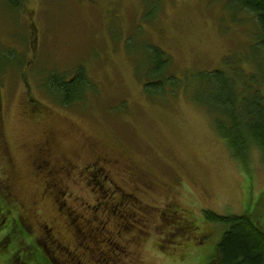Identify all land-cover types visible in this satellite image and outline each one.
Returning a JSON list of instances; mask_svg holds the SVG:
<instances>
[{
	"label": "rangeland",
	"instance_id": "rangeland-1",
	"mask_svg": "<svg viewBox=\"0 0 264 264\" xmlns=\"http://www.w3.org/2000/svg\"><path fill=\"white\" fill-rule=\"evenodd\" d=\"M16 2L0 0V190L14 199L20 230L39 243V260L221 264L227 227L203 210L249 215L264 228V153L249 144L245 163L234 159L214 115L194 98L204 74L254 70V16L235 0ZM152 45L192 88L147 95ZM79 71L84 98L62 105L51 85ZM44 141L50 158L37 157ZM105 155L120 162L101 174L95 167ZM185 214L193 222L184 233L176 227Z\"/></svg>",
	"mask_w": 264,
	"mask_h": 264
},
{
	"label": "trees",
	"instance_id": "trees-1",
	"mask_svg": "<svg viewBox=\"0 0 264 264\" xmlns=\"http://www.w3.org/2000/svg\"><path fill=\"white\" fill-rule=\"evenodd\" d=\"M7 1H12V6L18 4L16 0ZM235 4L242 11L254 16L258 26L256 38L248 45L251 51L250 53L248 51L247 63H251L254 70L248 73L244 66L236 65L228 71L230 73L227 69H219L204 74L206 78L198 79L196 82L195 89L200 88L194 98L201 102L212 116L214 115L217 133L224 139L232 157L244 164L249 144L257 145L264 153V0H235ZM145 55L149 71L145 75L143 88L147 95L164 94L166 85L191 86L188 83L184 84L182 78H177L171 72L170 56L161 46H150V52ZM81 71L69 81L60 80L52 83L54 92L59 93L57 101L62 105L69 107L72 102L84 98L83 94L87 91L88 85ZM238 108L245 112L244 116L238 115ZM13 200L8 191L0 190V234L5 231L3 240L0 239V254H6L2 249L9 246L8 249H4L8 251L3 257L5 264H9L10 259L12 261L17 259L19 264H44L39 260L42 255L38 252L39 243L27 233L24 234L23 230H20L19 221L11 215L9 207ZM203 214L208 222L227 227L216 253L221 264H264L263 226H259L249 215L224 217L206 210H203ZM9 235L15 238L7 239ZM17 238L21 245L23 241L28 243L24 249L15 245L14 240ZM63 249L70 250L68 247Z\"/></svg>",
	"mask_w": 264,
	"mask_h": 264
},
{
	"label": "flooded vegetation",
	"instance_id": "flooded-vegetation-1",
	"mask_svg": "<svg viewBox=\"0 0 264 264\" xmlns=\"http://www.w3.org/2000/svg\"><path fill=\"white\" fill-rule=\"evenodd\" d=\"M5 1H7V0H5ZM42 145V147L40 148V155L39 154H37V157H40V158H50L51 156H52V154H51V151H50V149H49V146H48V143H47V141H44V143H42L41 144ZM38 150H39V148H38ZM108 155H105V157L103 156V157H101L99 160H98V162H100V164H102L103 166H102V168L100 167H95L96 168V170H98V172L99 173H104V171H108L109 170V168L111 167V166H113L114 164H116V163H119L120 161L119 160H113V159H111V158H109V157H107ZM46 164H49V162H46ZM69 165H71V164H69ZM99 165V164H98ZM126 170H128V174H129V176H128V178H133V177H135V174H136V169H134L132 166H130V165H126ZM106 177V176H105ZM103 180H104V176H103ZM148 183V182H147ZM185 217H187L188 219H185V220H180L179 221V226H178V228L177 229H179V230H182L183 229V232H184V230H185V232H187V228H189V226H191V223L193 222V220L192 219H190L189 217H188V215H186L185 214ZM45 237H48V236H45ZM51 239V238H50ZM52 240V239H51ZM58 244V243H57ZM59 247V248H58ZM57 249H60V245H56L55 246V250H57ZM17 259H15V260H11L10 259V262H9V264H19V262H17L16 261ZM3 262H4V259H3ZM1 264V263H0Z\"/></svg>",
	"mask_w": 264,
	"mask_h": 264
}]
</instances>
